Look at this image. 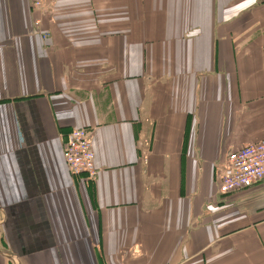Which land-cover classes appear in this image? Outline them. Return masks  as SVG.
<instances>
[{
    "label": "crops",
    "instance_id": "crops-1",
    "mask_svg": "<svg viewBox=\"0 0 264 264\" xmlns=\"http://www.w3.org/2000/svg\"><path fill=\"white\" fill-rule=\"evenodd\" d=\"M263 137L264 0H0V264H264Z\"/></svg>",
    "mask_w": 264,
    "mask_h": 264
},
{
    "label": "built area",
    "instance_id": "built-area-1",
    "mask_svg": "<svg viewBox=\"0 0 264 264\" xmlns=\"http://www.w3.org/2000/svg\"><path fill=\"white\" fill-rule=\"evenodd\" d=\"M57 0H32V7L47 14ZM92 130L85 127L70 130L63 142V158L73 174L94 178L97 168L94 164ZM264 180V137L226 153L221 166L219 191L223 194L250 187Z\"/></svg>",
    "mask_w": 264,
    "mask_h": 264
}]
</instances>
